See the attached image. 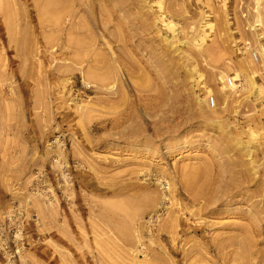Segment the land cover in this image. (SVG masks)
I'll use <instances>...</instances> for the list:
<instances>
[{
	"label": "rangeland",
	"instance_id": "obj_1",
	"mask_svg": "<svg viewBox=\"0 0 264 264\" xmlns=\"http://www.w3.org/2000/svg\"><path fill=\"white\" fill-rule=\"evenodd\" d=\"M55 1L0 0V264H264V0Z\"/></svg>",
	"mask_w": 264,
	"mask_h": 264
},
{
	"label": "built area",
	"instance_id": "obj_2",
	"mask_svg": "<svg viewBox=\"0 0 264 264\" xmlns=\"http://www.w3.org/2000/svg\"><path fill=\"white\" fill-rule=\"evenodd\" d=\"M177 8H179L180 3L177 1ZM255 59H257V54H254ZM239 80L236 78V76H229L226 81V90H229L233 93V90L235 87L239 88ZM231 93V94H232ZM208 105L211 108H216L218 106L217 99L214 96H210L208 98ZM230 107L234 110L238 109L240 107V96L238 94L232 96L230 98Z\"/></svg>",
	"mask_w": 264,
	"mask_h": 264
},
{
	"label": "bare ground",
	"instance_id": "obj_3",
	"mask_svg": "<svg viewBox=\"0 0 264 264\" xmlns=\"http://www.w3.org/2000/svg\"><path fill=\"white\" fill-rule=\"evenodd\" d=\"M53 3H54V5L57 3L55 0H51ZM179 3H180V1H179ZM181 4V3H180ZM53 5V6H54ZM181 6V5H180ZM180 6H179V8H180ZM251 78H253V77H251ZM251 78H249L250 80H251ZM239 89H240V87L239 88H237V87H235L234 88V90H233V93L232 94H230V96H228L229 98H228V101H230V98L232 97V96H234L235 95V92H238L239 91ZM238 94V93H237ZM247 99H248V97H247ZM240 101H241V99H240ZM209 106V105H208ZM210 107V106H209ZM232 109V108H231ZM214 199V198H213ZM213 203V202H212ZM214 203H216V200H215V202ZM214 210L215 209H211V213L212 214H214L215 212H214Z\"/></svg>",
	"mask_w": 264,
	"mask_h": 264
}]
</instances>
